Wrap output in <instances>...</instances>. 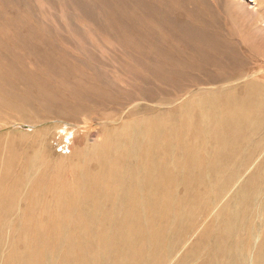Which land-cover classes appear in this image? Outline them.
I'll return each instance as SVG.
<instances>
[{
	"label": "rangeland",
	"instance_id": "obj_1",
	"mask_svg": "<svg viewBox=\"0 0 264 264\" xmlns=\"http://www.w3.org/2000/svg\"><path fill=\"white\" fill-rule=\"evenodd\" d=\"M251 6L0 0V264H50L62 234H82L88 222L94 239L80 235L81 249L99 255L98 229L120 223L107 243L138 232L145 255L158 241L179 249L161 264L190 251L197 263L249 194L258 213L246 228L245 264H253L264 233V155L250 158L264 147V129L235 133L222 123L219 102L229 90L241 102L245 77L259 74L264 84V45L252 48L264 35V0ZM224 135L236 147L221 155ZM113 199L124 202L119 219L85 220L83 208L104 212Z\"/></svg>",
	"mask_w": 264,
	"mask_h": 264
},
{
	"label": "bare ground",
	"instance_id": "obj_2",
	"mask_svg": "<svg viewBox=\"0 0 264 264\" xmlns=\"http://www.w3.org/2000/svg\"><path fill=\"white\" fill-rule=\"evenodd\" d=\"M248 2V4H251L252 6L255 5L256 0H242ZM241 4V3H240ZM251 6V7H252ZM254 43H253V49L255 50H260L262 49L264 45V35L262 37H255L254 38ZM264 49V48H263ZM264 71V70H263ZM262 73V72H261ZM260 73V74H261ZM259 74L254 75V76H248V77H243L244 79H241L240 81H245L244 87H243V98L240 100H235V95H233L231 92H234L233 90L230 91L229 93L225 94L219 100V102H224L223 107L224 111L221 112V120L222 123L225 126L231 125L236 133V130L240 133L243 131L245 128L248 130V133L251 135V133L256 137L261 134V132L264 129V102L262 100V96L264 95V84H261L259 82L258 77ZM256 77V80H252V78ZM234 89V88H233ZM251 90H253L254 94L251 95ZM211 97V96H210ZM226 98V99H225ZM210 101V100H209ZM238 101V102H237ZM209 103V102H208ZM239 103H242L243 105L239 107ZM250 109V113H246L244 109ZM220 112V110L218 111ZM220 113V115H221ZM218 117V116H217ZM212 119V116H211ZM218 119V118H216ZM220 121V120H219ZM188 122V121H186ZM185 122V123H186ZM191 122V121H189ZM192 124V123H191ZM217 124V123H216ZM214 124V125H216ZM189 125V124H188ZM182 127V126H181ZM188 127V126H187ZM191 127V126H190ZM189 127V128H190ZM219 127V126H217ZM176 128V127H175ZM183 128V127H182ZM181 128V129H182ZM216 128V126H215ZM178 129V128H177ZM191 129V128H190ZM217 129V128H216ZM176 130V129H175ZM179 130V129H178ZM187 130V129H185ZM173 132V131H172ZM171 132V134H172ZM174 133V132H173ZM179 134V133H177ZM218 134V133H217ZM216 134V135H217ZM243 134L242 136H244ZM178 136V135H177ZM239 136V135H238ZM237 136V138H238ZM248 136V135H247ZM262 136V135H261ZM260 136V137H261ZM241 137V136H239ZM170 138V137H169ZM177 138V137H176ZM181 138V137H180ZM225 138V139H224ZM258 140V139H257ZM159 141V140H158ZM179 141V139H178ZM243 141V140H241ZM248 141V140H247ZM252 141V139H251ZM250 141V142H251ZM161 142V141H160ZM159 142V143H160ZM166 142V141H165ZM180 142V141H179ZM178 143V142H177ZM181 143V142H180ZM240 142H238L239 144ZM248 143V142H247ZM176 144V143H175ZM185 144V143H184ZM242 144V143H241ZM264 144V142H263ZM177 145V144H176ZM180 145V144H179ZM217 145V144H216ZM244 145V144H243ZM247 144L245 143V146ZM253 145V144H252ZM252 145H249L252 147ZM256 145V144H255ZM173 146V144H172ZM239 146V145H237ZM161 147V146H160ZM235 142L233 143L232 140H227L226 136L224 135L222 140H221V155L223 154H229L232 152V150L235 148ZM241 148V147H240ZM248 148V147H247ZM238 149V148H237ZM242 149V148H241ZM246 149V148H245ZM214 150V149H213ZM244 151V150H243ZM246 151V150H245ZM248 151V150H247ZM246 151V152H247ZM176 152V151H174ZM218 152V151H217ZM258 152L260 153L259 156L264 155V147H254L253 152L251 153V161L256 160L258 156ZM214 153V152H213ZM245 153V152H244ZM248 153V152H247ZM215 154V153H214ZM199 155V154H198ZM250 155V154H248ZM166 156V155H165ZM174 156V154L172 155ZM171 156V158H172ZM240 156V155H239ZM136 157V156H135ZM247 157V156H246ZM250 157V156H249ZM260 157V158H261ZM242 158V157H240ZM245 158V157H244ZM165 159V158H164ZM163 159V160H164ZM167 160V159H165ZM170 160V158H169ZM189 160V159H188ZM242 160V159H241ZM168 161V160H167ZM175 161V160H174ZM173 161V162H174ZM258 161V160H257ZM240 162V161H239ZM238 162V163H239ZM249 162V161H248ZM257 163V162H256ZM244 164V163H243ZM154 165V164H153ZM169 165V164H168ZM171 165V163H170ZM169 165V166H170ZM238 165V164H237ZM252 165V164H251ZM256 165V164H255ZM255 165L253 167H255ZM262 165V164H261ZM134 166V165H133ZM174 166V165H173ZM172 166V167H173ZM247 166V165H246ZM251 167V166H250ZM259 167V166H258ZM174 168V167H173ZM172 168V169H173ZM184 167H181V169ZM157 169V167L155 168ZM176 169V167H175ZM230 169V168H229ZM244 169V166H243ZM249 169V168H246ZM244 169V170H246ZM185 170V169H184ZM237 170V169H236ZM243 170V171H244ZM183 171V170H182ZM240 171V170H237ZM236 171V172H237ZM260 172V171H259ZM184 173V172H183ZM239 173V172H238ZM242 173V172H241ZM141 174V173H140ZM138 174V177L139 175ZM156 174V171H155ZM201 174V173H200ZM234 174V173H233ZM237 174V173H236ZM259 174V173H258ZM236 176V175H235ZM234 176V178H235ZM242 177V175H241ZM258 177V175H257ZM252 179V177H250ZM259 178V177H258ZM143 180V179H142ZM235 180V179H234ZM239 180V179H238ZM241 181V180H240ZM247 181L250 180H246ZM259 181V180H258ZM171 182V181H170ZM257 182V181H256ZM151 183V182H150ZM264 184V183H263ZM245 185V183H244ZM256 185V184H255ZM152 186V185H151ZM263 186V185H262ZM131 187V186H130ZM246 187V185H245ZM236 188V187H235ZM243 187L241 186V189ZM250 188V187H249ZM256 188V187H255ZM131 189V188H130ZM137 189V187H136ZM150 189V188H149ZM152 189V188H151ZM150 189V190H151ZM239 189V188H238ZM262 189V188H260ZM132 190V189H131ZM251 190V189H250ZM233 191V190H232ZM238 191V190H236ZM248 191V190H247ZM260 191V190H259ZM141 192V191H139ZM145 192V191H144ZM229 192V191H228ZM262 192V190H261ZM130 193V191H129ZM127 193V194H129ZM190 193V192H189ZM241 196L243 194L242 190L238 192ZM255 193V192H254ZM263 193V192H262ZM78 194V193H76ZM141 194V193H140ZM165 195V194H164ZM249 199L250 201L245 202L244 205L247 203L246 206H242L241 210L237 213V215H233L232 219L224 223V229L222 232L218 233L215 237L216 239V244L209 249L207 253V257L204 259L199 260L197 263H193V259L195 257V252L190 251L185 256H182L181 260L178 261L176 264H245L246 259L248 258V261L250 260V256H247L246 249L247 246L251 244V230H246L248 224L252 222V219H254V215L257 211L255 209L253 210V207H251V194ZM259 195V194H258ZM237 196V195H236ZM247 196V195H246ZM253 196V195H252ZM235 197V196H234ZM244 197V196H243ZM242 197V198H243ZM126 198V197H125ZM131 198V197H130ZM129 198V199H130ZM224 199V198H223ZM237 199V198H236ZM245 199V200H246ZM263 199V198H262ZM244 200V201H245ZM260 200V199H259ZM68 201V200H67ZM238 201V200H237ZM241 201V200H240ZM239 201V202H240ZM263 201V200H262ZM122 200H114L110 203L109 210L102 211H96L93 210L91 211H86L84 208L82 209V212L87 213L85 220H92L96 219V216H105L108 221H114L117 220L121 217L124 209L121 207L123 203H121ZM128 202V201H127ZM140 202V200H139ZM142 202V201H141ZM140 202V203H141ZM250 202V203H249ZM257 202V201H256ZM255 202V203H256ZM165 203V202H164ZM167 203V202H166ZM236 203V202H235ZM143 204V203H142ZM141 204V205H142ZM151 204V203H150ZM219 204V203H218ZM154 206V204H152ZM151 205V206H152ZM235 206V204H233ZM258 206V204L256 203ZM263 205V204H262ZM259 207V212L264 209V206ZM105 206V207H108ZM138 206V203H137ZM144 206V205H143ZM214 206V205H213ZM152 209L150 210V214H153V217H156V219L160 218L159 210L156 207H151ZM211 208V206H210ZM214 208V207H213ZM223 208V207H222ZM235 208V207H234ZM143 210V208H141ZM218 209V208H217ZM216 209V210H217ZM236 209V208H235ZM209 210V209H207ZM215 210V209H213ZM145 211V209H144ZM166 211V210H165ZM218 212V211H217ZM232 212V210H231ZM132 213V212H131ZM130 213V214H131ZM216 213V212H215ZM233 213V212H232ZM258 213V212H257ZM256 213V215H257ZM144 214V213H143ZM213 214V213H211ZM220 214V213H219ZM245 217H242L245 215ZM155 215V216H154ZM163 215V214H162ZM230 215V214H229ZM216 216V215H215ZM214 216V217H215ZM218 216V215H217ZM261 216V215H260ZM49 217V216H48ZM212 217V216H211ZM206 219V218H205ZM219 219V217H218ZM159 220V219H158ZM226 220V219H224ZM259 220V219H258ZM173 221V220H172ZM216 222V221H215ZM107 223V221H106ZM258 223V222H257ZM202 224V223H201ZM200 224V225H201ZM91 222H88L86 225L85 230L82 232V234H75V233H64L62 234L61 240L59 239L56 241L54 248L52 251L49 253V263L50 264H63L61 262L66 256L65 254L67 253L68 256L73 255V260L71 263H66V264H161L162 262L164 263L165 261L168 260V263L174 262L175 257L178 254L179 249L173 250V249H166L165 245L161 242L158 241L155 246H151V253L149 255H145L143 252L138 251L137 241L142 236L143 234L138 232H132L131 234L127 236H118L116 235L113 240H111L110 243H107L108 236H110V232L112 231H121L123 229V224H117L118 226H115L114 228H99L97 235L95 237H98L101 239V242H98V250L100 251V256L97 255V253H94L90 250V247L86 246L84 249H81L79 245L80 242V235H83L86 239H89L93 242L94 237H92L91 233L94 227L91 228ZM158 225V224H157ZM253 225V224H251ZM258 225V224H257ZM264 225V224H263ZM109 226V225H108ZM250 226V225H249ZM110 227V226H109ZM118 227V230L116 228ZM158 227V226H157ZM256 227V226H255ZM127 228V227H126ZM125 228V229H126ZM264 228V227H263ZM91 229V230H90ZM153 231V229H152ZM259 231V230H258ZM196 233V232H195ZM263 233V232H261ZM114 234V233H113ZM112 234V235H113ZM118 234V233H117ZM154 235L156 237L154 238H159L161 236V231L156 230L154 232ZM215 235V234H213ZM193 236V235H192ZM195 237V236H194ZM171 238V237H170ZM189 238V237H188ZM196 238V237H195ZM255 239V236H254ZM156 240V239H155ZM176 240V239H175ZM189 240V239H188ZM212 240V239H211ZM95 241V240H94ZM187 241V240H186ZM115 242V246L113 247V244ZM169 242V241H168ZM189 242V241H188ZM214 242V240H213ZM254 242V241H253ZM116 243L119 246H116ZM183 243V242H182ZM212 243V242H211ZM90 244V243H89ZM186 245V244H185ZM188 245V244H187ZM257 245V244H256ZM184 246V245H183ZM182 246V247H183ZM207 246V245H206ZM165 247V248H164ZM181 247V248H182ZM186 247V246H185ZM249 248V247H248ZM181 250V249H180ZM257 250V249H256ZM206 251V250H205ZM4 253V251H3ZM250 253V252H249ZM251 254V253H250ZM249 254V255H250ZM255 254V253H254ZM182 255V254H180ZM184 255V253H183ZM180 257V256H177ZM253 259V257H252ZM176 261V260H175ZM253 261V262H251ZM250 262L253 264H264V233L262 235V238L260 239L259 242V247H258V252L254 258V260H251Z\"/></svg>",
	"mask_w": 264,
	"mask_h": 264
}]
</instances>
